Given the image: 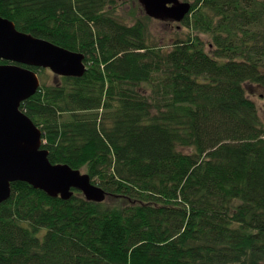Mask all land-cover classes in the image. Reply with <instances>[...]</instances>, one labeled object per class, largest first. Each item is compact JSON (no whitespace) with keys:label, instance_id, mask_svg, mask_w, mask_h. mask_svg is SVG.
<instances>
[{"label":"trees","instance_id":"obj_1","mask_svg":"<svg viewBox=\"0 0 264 264\" xmlns=\"http://www.w3.org/2000/svg\"><path fill=\"white\" fill-rule=\"evenodd\" d=\"M183 1L163 45L139 2L128 23L114 0H0L18 30L84 55L20 109L50 162L107 198L12 182L0 264H264V0Z\"/></svg>","mask_w":264,"mask_h":264},{"label":"water","instance_id":"obj_2","mask_svg":"<svg viewBox=\"0 0 264 264\" xmlns=\"http://www.w3.org/2000/svg\"><path fill=\"white\" fill-rule=\"evenodd\" d=\"M145 14L159 20L180 22L191 4L183 0H138ZM0 204L11 194V183L25 181L48 196L69 198L74 190L101 202L105 193L87 173L66 163H52L42 147V132L20 109L40 81L30 67L49 68L61 76H81L84 55L44 38L18 30L0 16Z\"/></svg>","mask_w":264,"mask_h":264},{"label":"rangeland","instance_id":"obj_3","mask_svg":"<svg viewBox=\"0 0 264 264\" xmlns=\"http://www.w3.org/2000/svg\"><path fill=\"white\" fill-rule=\"evenodd\" d=\"M138 0H114V5L108 7L114 10L116 16L124 19L126 22H132L137 16H142L143 11L137 8ZM133 11V12H132ZM148 31L149 36L152 39H155L159 44H166L170 38L175 35L174 29L177 27L180 34L183 33L184 29L182 25L178 22L170 20H158L153 19L148 22ZM205 42H207L206 37H204ZM38 76L40 77V84H54L58 77L56 74L52 73L49 69L39 68L37 71ZM259 91V90H258ZM253 94L251 97L256 101L258 108L260 110L259 114L264 123V98L259 97V92ZM82 173H85V169L80 168ZM105 201L107 198L104 199Z\"/></svg>","mask_w":264,"mask_h":264}]
</instances>
